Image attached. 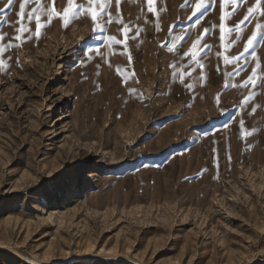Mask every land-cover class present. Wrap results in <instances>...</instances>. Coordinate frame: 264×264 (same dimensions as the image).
<instances>
[{
  "label": "rangeland",
  "instance_id": "374dc122",
  "mask_svg": "<svg viewBox=\"0 0 264 264\" xmlns=\"http://www.w3.org/2000/svg\"><path fill=\"white\" fill-rule=\"evenodd\" d=\"M17 4L0 12V31L15 34ZM194 5L162 0L148 13L124 0L95 35L76 8L61 32L52 20L0 54V264H264V43L232 73L234 53L199 46ZM125 25L140 33L127 48ZM91 247L119 258L61 259Z\"/></svg>",
  "mask_w": 264,
  "mask_h": 264
},
{
  "label": "snow or ice",
  "instance_id": "6c2138e0",
  "mask_svg": "<svg viewBox=\"0 0 264 264\" xmlns=\"http://www.w3.org/2000/svg\"><path fill=\"white\" fill-rule=\"evenodd\" d=\"M124 2V0H86L87 7H83L81 4L77 3V0H66V6L63 8L62 13H58L56 11L57 6L60 3V0H5V2L0 6V12L4 11L5 9H8L18 3V11L15 13L19 19L17 21H14L10 24L11 27L14 29V33L10 35L6 31H0V54H3L7 52L9 49H19L23 45L27 44L33 37V34L36 38H40L41 36V27L46 26L52 22L53 16L58 17L61 19L62 25L67 27L71 23L70 14L75 12L76 8H79L82 13L87 17L90 15V19L93 25V35L97 31H106V27L104 25L111 24L114 22L113 17L117 15H121V9L120 5ZM148 13H155L157 11V8L154 7L155 5H158L159 3H162V0H145ZM115 3L117 6V10L115 13L110 11V6ZM188 3V0H185V4ZM248 3V0H195V5L192 9V16L188 17L189 20H191L193 17H199L204 16L208 13H210L213 8L218 4L219 5V30H220V36L219 39H224V31L227 27L229 34H231L235 28H239L241 25H244L246 22L251 23V20L256 17V12L259 10L256 6H260L262 3V0H255V6L247 7L246 14L243 15L242 19H239L238 22H234L233 24H227L226 19L228 21L232 20L233 14L237 13L241 7H243L245 4ZM32 4H36L37 7H31L29 10V6ZM225 5L228 6V15L227 18L225 16ZM49 6L51 7V15H48V9ZM43 8L45 15L40 16L36 15L40 11V9ZM261 17H264V10L260 11ZM21 21H27L28 25H31L34 23V32L33 29L30 28L28 25H21ZM117 23H121V21H116ZM5 23H9L8 21H5ZM130 23V22H129ZM17 25H21L24 28L23 33H21V27H17ZM124 27H127V34L125 39L123 40L122 46L127 48L129 41H134L137 36L140 35L139 32H135L134 29L131 26L125 25ZM124 27L118 28V31L123 32ZM173 26V30H174ZM215 25H213V28ZM255 27L257 29H260V32L257 33L256 31H253L251 36L247 38L245 47L241 53L238 55L232 57L236 61V66L232 68V73H235L236 75H239L242 71H247V68L245 65H247L250 61L245 59V56L249 51L255 46V42L257 41V37L259 36V42L264 43V21L258 22ZM212 28L205 27L203 29V32L197 36V40L200 41H206V38L212 33ZM187 35V34H185ZM7 38V39H6ZM242 36H237L236 40L242 39ZM14 41H19L20 43H13ZM117 44L121 45V41L117 40ZM163 47V45H161ZM212 45L207 42L202 43V48L204 50H210ZM255 53H253L254 55ZM185 59L189 58L188 53L183 54ZM128 63L130 65H134L135 63V57L131 54V52L127 56ZM203 59V57H201ZM3 61L0 60V67L3 66ZM168 67L173 68L176 67V65L169 64ZM221 71L220 67H217V74ZM253 72L256 71L254 68L252 70ZM232 73H229L231 75ZM135 75V71L133 68V76ZM175 73H173V76ZM252 80V76L249 75L248 78L244 81H242V86L247 87L248 81ZM139 81L136 80V83ZM125 83V80H121V84L123 85ZM254 87L257 86L256 82H253ZM226 86L227 82H226ZM186 87H191L190 85H187ZM130 92H136V89L129 88ZM245 100L248 99V97L244 98ZM239 125L241 127L240 134L243 135V129L246 126V121L244 119L239 120ZM252 131H255V129H252L248 135H251ZM214 159V167L217 171L220 170L221 162H220V156L219 152L217 150V154L213 157ZM228 162L231 164L232 157L229 153Z\"/></svg>",
  "mask_w": 264,
  "mask_h": 264
},
{
  "label": "crops",
  "instance_id": "0c3cea01",
  "mask_svg": "<svg viewBox=\"0 0 264 264\" xmlns=\"http://www.w3.org/2000/svg\"><path fill=\"white\" fill-rule=\"evenodd\" d=\"M247 7H248L247 4H245L243 7H241L239 9V11L237 13L233 14L232 20H231L232 24L234 22L238 21L237 17L239 15L240 11H241V13H240L241 17L239 19L243 18V15L246 14ZM257 14H258V11L256 12V16L258 18L261 17L260 14H258V15ZM209 15L210 14L208 13V14H206L204 16H201V18H200L201 21L198 22L199 23V32L196 31V38H197L198 35H200L203 32V29L205 27L212 28L213 29L212 33L208 36V37H211V39H212V41L210 43L212 45L210 51H213V45H215L217 47L218 54H220L219 57H222L224 54H230V53L233 54L234 53V56H236L239 53H241L243 51L244 47L241 46L240 48H237L236 46H240L239 44H241V43L244 44L247 41V30L249 29V26H250L251 23L246 22L244 25H241L239 28H235V30L231 34H229L228 29L225 28V31L223 33L224 39L220 40L219 39L220 35L218 34L219 30H215V27L213 28V25L218 24V22L220 21L219 20V15L215 16V17H211ZM227 15H228V6L225 5V16H226V18H227ZM253 19L251 20V22L253 21ZM202 22L205 23L204 26H201ZM237 36H242L243 38L237 41L236 40ZM207 38H206V40H207ZM197 41H198V44H199L200 47H202V43L203 42H206V41H200V40H197ZM233 62H235L234 59L232 60V63Z\"/></svg>",
  "mask_w": 264,
  "mask_h": 264
},
{
  "label": "bare ground",
  "instance_id": "6f19581e",
  "mask_svg": "<svg viewBox=\"0 0 264 264\" xmlns=\"http://www.w3.org/2000/svg\"><path fill=\"white\" fill-rule=\"evenodd\" d=\"M63 1L62 0H60V3L61 4H63L62 3ZM18 5V4H17ZM64 5V4H63ZM62 5V6H63ZM62 8V7H61ZM49 10H50V12H51V7L49 6ZM61 10V9H60ZM60 10H57V12L58 13H60ZM54 18H56L55 16H54ZM52 20H54V21H56V26H55V28L57 29L56 30V32L58 31V32H61L62 30H63V28H64V26L63 25H61L60 24V21L58 20V17H57V20H55V19H52ZM54 23L52 24V25H55ZM62 26V27H61ZM53 27V26H52ZM54 28V29H55ZM52 29V28H51ZM82 31V30H81ZM63 119L61 118V117H59V121H62ZM92 196L93 195H90L88 198H89V201L92 199ZM93 200H95V198H93ZM17 216V215H16ZM52 248L53 247H50L49 248V252H51V250H52ZM93 247H91L90 248V251H88V252H86V253H84V254H81V256H76V257H64V258H61V259H74V258H77V257H107V258H119V256H118V254H111L110 252H107V253H104L105 252V250H104V252H99V253H97V254H95L93 251L91 252V249H92ZM93 250V249H92ZM15 252V251H14ZM16 253V252H15ZM47 258V257H46ZM51 259V258H50ZM35 259H30V261H29V263L30 264H44V263H46L49 259H44L43 261H41V263H40V261H34ZM55 262V261H54ZM136 264H143V263H137V262H135Z\"/></svg>",
  "mask_w": 264,
  "mask_h": 264
}]
</instances>
